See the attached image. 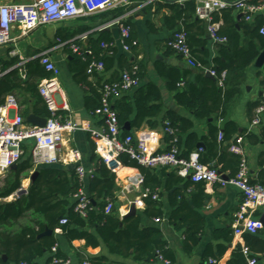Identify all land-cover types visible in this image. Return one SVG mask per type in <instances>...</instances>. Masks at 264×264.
Returning a JSON list of instances; mask_svg holds the SVG:
<instances>
[{
  "label": "trees",
  "instance_id": "trees-1",
  "mask_svg": "<svg viewBox=\"0 0 264 264\" xmlns=\"http://www.w3.org/2000/svg\"><path fill=\"white\" fill-rule=\"evenodd\" d=\"M168 9L170 14L163 17L165 27L172 31L185 29L188 34V43L196 61L205 67H211L210 63L212 62L218 78L222 73H225L226 76L222 86L219 85L218 78L207 79L204 76L202 81L208 86L200 88L196 85H189L185 90H179L178 85L182 82V76L178 71L166 70L159 65L160 74L169 81V88L176 91L177 103L186 110L193 112L197 119H207L216 114L217 120H224L227 117L230 104L241 93L247 68L253 64L264 49V36L260 33L264 22L257 18L253 22H245L242 19L237 23L233 14V10L236 8L222 10L224 25L220 26L218 34L226 37L227 43L216 44L218 45L217 55L212 61H208L209 56L207 54L203 58L196 56L195 44L191 40L188 23L195 19L196 1H187L183 6L169 4ZM247 15L249 14L247 13L245 16ZM219 16V13L215 14L216 21H218ZM196 21L203 23L200 20ZM125 24L131 31L127 44L131 46V52H133L139 46L135 25L130 21ZM87 30L86 27L80 28L79 31L71 27H62L56 31L55 36L59 43H68L78 34ZM242 33L246 36L244 42L242 41ZM105 35H100L98 39H91L87 47L92 52L87 53L85 50L83 57L79 58L85 64L86 73L90 77L99 75L98 73L92 75L88 73V67L92 60L102 61L105 64V70L110 69L117 60L120 65L124 62L122 65L124 71H131L137 66L140 75L142 64L139 61H130L124 54H119L121 49L118 47L109 49L102 47V44L115 42L110 34ZM73 44L83 45L78 40L73 41ZM17 62L18 60L14 58L3 63V70H9ZM25 75V78H22L17 68L0 79V105L4 103L7 95L19 92L21 96L27 97L28 102L29 99L33 100L34 113L42 118H49L51 113L46 100L39 93V85L43 79L50 77V73L45 70L40 59L37 58L26 64ZM120 78L114 81H118ZM102 84L103 82H99L94 85L99 103L93 108V114L100 106ZM157 101H159L157 87L148 84L137 89L134 105L118 101L115 105L113 104V109L117 112L120 124L123 125L130 120L135 107L136 114L135 119L132 120L133 127L140 128L147 120L149 126L154 129L158 126L155 118L159 117L162 110L161 104L155 103ZM257 107V105H250V110L252 111ZM28 113L29 110L27 109L22 116H27ZM59 114L63 115L62 111ZM168 121L178 135L177 145L180 151L181 148L183 149L181 155L188 157L192 151L197 149L199 144V139L194 133H190L185 143L183 141V136L192 130L193 123L175 114H171ZM237 130V126L231 121H228L223 128L210 125L209 135L204 139V152L201 156V162L207 165L213 164L219 172L228 178L236 176L242 161L239 154L230 151L231 145L235 143L233 136ZM220 131L224 134L221 142L218 140ZM244 135H247L249 141L254 137V135L246 132L239 136ZM167 139L169 143L172 137L168 136ZM183 143L184 148L182 147ZM121 159L127 166L137 168L140 171L144 178L143 188L151 192L148 195L149 198L146 199V208L143 213H138L132 217H120L117 176L103 164L97 167L95 177L90 179L87 185L88 196L91 199V210L87 217H82L75 211L76 200L74 196L83 186L79 182L75 169L42 166L36 170L37 175L31 181L27 192L23 194H19V191L23 189V181L28 176L33 177V175H29L32 168L31 162L27 160L19 164L17 169H11L5 179L0 182V264H39L38 260L46 254H50L52 248L60 243V237L69 244L77 240H85L86 246L93 248L102 244L113 254L123 253L124 250L129 253L132 251V257L136 261H158L162 257L170 263L173 262L174 253L170 250L161 230L157 227L143 225L144 217L159 219L164 217L163 205L158 199L152 198L155 191L162 186L157 170L141 166L127 156H122ZM166 169L164 168L162 171L165 174ZM263 173L264 171L257 182L264 186ZM184 181L186 180L173 172L169 175L164 187L170 194V205L173 208L170 222L179 230L187 226L184 248L187 252H192L199 245V236L203 231L204 219L186 201L183 192L188 188L190 180L184 188H180V183ZM196 184L203 186V188L206 186L204 183ZM199 197L204 199V189L200 191ZM10 198L11 200H9ZM109 202L113 204V209L111 213L107 214L105 210ZM63 219L68 220L67 224L61 225ZM48 229L53 234L42 236ZM59 229L61 235L56 233ZM258 235L246 234L244 236L246 246L251 249L254 257H256V249L253 245L258 241ZM232 238L233 234L229 240ZM259 248L260 251H264V244L262 243ZM57 256L67 259V256L60 249ZM49 261H51V257L46 263ZM91 263L110 264L104 257L94 258ZM245 263V255L241 246H238L228 264Z\"/></svg>",
  "mask_w": 264,
  "mask_h": 264
},
{
  "label": "crops",
  "instance_id": "crops-1",
  "mask_svg": "<svg viewBox=\"0 0 264 264\" xmlns=\"http://www.w3.org/2000/svg\"><path fill=\"white\" fill-rule=\"evenodd\" d=\"M1 2H7L6 0H0ZM190 0H133V5L128 8L127 11L133 13L128 17L126 22H131L135 25V31L138 36L139 46L138 48L129 53H125L119 50V54H124L130 61H139L142 64L140 78V86L125 92L123 96L114 101L113 104L121 101V103H135V94L138 88L153 84L157 87L159 92V101L155 102L161 104L162 110L159 117L155 118L158 126L152 129L148 121L146 120L140 128H134L132 120L135 119L136 108L134 107V113L130 117V120L121 126V136L133 135L135 138H147L149 133L154 131L158 132L160 136L159 144L155 146L158 151H165L169 148L167 135L163 131V123L168 120L171 114H175L181 118H184L193 123L191 131L187 132L183 136L184 143L187 141L190 133H194L199 144L204 145V139L209 135L210 125H217L219 128H223L228 121L234 122L237 126V133L233 136V142L242 133H250L254 137L249 141L247 135H244L243 149L248 159L250 174L253 180L258 181L264 171V115L259 126L250 129V125L255 118V110H250V105L260 106L264 104V61L258 63V58L249 66L245 72V81L241 88L240 95L230 104L228 108L227 117L223 120H217L216 114L207 119H197L195 114L184 107L180 106L176 101V91L169 88V81L166 77L160 74L158 66L166 70L178 71L182 76V82L178 85L179 90H185L189 85H196L200 88L205 85L202 81L205 76L207 79H215L209 73L189 67L185 61L177 55L174 51L170 50L167 46V41L172 36V30H168L163 21L164 15H169L170 10L168 5H184ZM227 2L243 1L250 5L259 6L260 8L251 13L252 20L246 19V13L244 11L235 9L233 14L236 17L237 23L242 19L245 22H253L257 18H260L264 22V1L263 0H222ZM124 14L123 10L108 11L105 13L93 15L90 17L77 19L70 22H65L58 25H53L55 34L46 39L40 34L46 30V27L40 28L29 37L19 38L16 40V44H11L8 47L0 48V79L13 69H19L22 78H25V66L26 64L45 51H48L52 60L60 68L59 81L61 84V94L58 96L59 105L63 113L64 119L79 123L85 127L93 129H100L104 126L101 117L93 114V108L98 105L99 98L95 91V83L104 81H114L121 77L124 68L116 60L114 65L110 69H106L99 75L90 77L85 70V64L79 59L82 56L74 53L69 45L62 46L56 39V31L62 27H71L79 31L80 28L86 27L87 31L78 34L74 39L70 41L78 40L83 45H77L88 53L92 52L88 46L91 39H98L100 35L110 34L115 41L120 38V31L117 25L111 26L110 24L118 17ZM218 23L220 26L224 25V18L221 12ZM116 15V16H115ZM242 15L241 18L239 16ZM107 16V17H106ZM195 19L191 20L189 25L191 40L195 44L194 49L198 58L205 57V54L209 56L208 61H212L217 55L218 45L211 40L206 23L197 22ZM125 22V23H126ZM51 27V26H48ZM52 28V27H51ZM264 28V26H263ZM261 33V32H260ZM242 41L244 42L245 34L242 33ZM19 33H14L15 37H18ZM105 35V36H106ZM264 36V34L261 33ZM15 50L17 55L11 56V52ZM264 50V49H263ZM261 51V53L263 52ZM260 53V54H261ZM260 56V55H259ZM258 56V57H259ZM16 58L18 60L15 66L9 70H3V63L8 62ZM111 65V63H110ZM212 66L213 63L211 62ZM209 74V76H208ZM9 95H14L17 98L19 109L17 111L11 110L10 114H21L28 109L29 113L24 116L26 121L29 115H35L39 118V115L34 113L33 100H27V97H23L19 92H14ZM7 95V96H9ZM6 96V97H7ZM29 97V95H27ZM5 97V99H6ZM4 99V101H5ZM67 105L69 111L62 110L63 105ZM28 123V122H27ZM126 124L130 125V128H124ZM129 133V134H127ZM66 145L63 147L65 153L70 148H75L82 154V163L87 169L95 168L100 165L99 159L95 154V141L90 132L85 130H77L73 133H67ZM184 143L182 147L184 148ZM197 145V148H198ZM32 142H28L25 146V154L21 163L30 160L31 162ZM183 149L181 148V153ZM125 156V155H123ZM28 157V159H25ZM20 163V164H21ZM125 164V163H124ZM19 166V165H18ZM45 166H58L63 168L75 169L76 166L73 163L64 164L58 163L55 165ZM121 171L119 176L116 177V184L119 187L117 192V198L119 203V210L129 212L131 204L135 205L134 201H137L135 205L137 213H143L146 208V199L148 196H143L142 189H131L130 192L122 194L123 187L128 184L129 178H134L140 171L137 168L127 166ZM42 167V166H40ZM36 168L32 173V168L29 175L32 176L36 173ZM162 182V186L155 191L158 194V200L163 205L164 217L156 222L155 219L159 218H143V225L146 227H157L163 233L164 239L168 242L170 250L174 253V260L170 264H204L209 258H216L219 260V264H228L233 256L235 249L246 244L244 235L240 244L235 239L233 233V225L235 222L237 211L242 203L241 192L232 186L222 187L218 184L212 186H203L189 181V186L184 190V197L192 207L203 217L204 227L199 236V245L196 246L192 252L185 250L186 230L187 226L181 230L170 222V216L173 213V208L170 205L169 192L165 189V185L169 178V175L175 172L171 168L166 169V174L162 171L164 168H155ZM264 174V173H263ZM8 175V174H7ZM6 175V176H7ZM5 179V178H4ZM4 179H1L3 181ZM184 179V178H183ZM90 178H86L81 183L88 194L87 185ZM180 183L179 187L184 188L188 183V179ZM25 181V182H24ZM23 181V187L28 188L31 183V177L28 176ZM80 182V181H79ZM204 189V199L199 197L200 191ZM11 200V198L9 199ZM157 200V199H156ZM141 201V203H139ZM264 213H257V216H263ZM58 235H61V230L56 231ZM232 240L229 238L232 236ZM258 241L254 243L256 249V257L259 264H264V251H260L261 244H264V230L259 233ZM59 249L71 260V264H83L85 261L92 262L94 258L104 257L107 263L112 264H166L163 261H136L132 257V251L129 253L126 250L123 253H111L104 245L97 248L87 247L85 240H77L72 244H69L66 240L60 237ZM58 249V251H59ZM50 254H46L44 257L38 260L39 264H46Z\"/></svg>",
  "mask_w": 264,
  "mask_h": 264
},
{
  "label": "built area",
  "instance_id": "built-area-1",
  "mask_svg": "<svg viewBox=\"0 0 264 264\" xmlns=\"http://www.w3.org/2000/svg\"><path fill=\"white\" fill-rule=\"evenodd\" d=\"M196 1V19L206 23L208 34L215 44L227 43V38L220 36L218 30L220 24L215 20V14L229 8H236L244 11L246 19L252 20L251 13L257 11L260 7L247 4L243 1L227 2L222 0H195ZM264 1V0H263ZM133 5V0H31L27 3L22 2H1L0 1V48L16 44L19 38L29 37L34 32L43 27L62 24L90 17L93 15L105 13L108 11L123 10L124 14L114 20L110 25H117L120 31L118 41L110 44H102L104 48L118 47L123 52L129 53L131 46L127 44L130 37V28L125 22L133 13L127 11ZM18 32V37L14 36ZM261 33L264 34V28ZM62 46L68 45L72 51L83 57L84 51L81 47L73 43H60ZM168 47L179 55L185 63L194 69L209 73L212 77L218 78L217 72L211 67L201 65L193 56L192 48L188 43V34L185 29L176 30L168 40ZM112 54V51H110ZM15 50L11 56H16ZM38 58L45 70L50 73V77L45 78L39 85V93L46 100L51 116L47 118L43 127L34 126L27 123L24 116L17 113L13 116L11 110L17 111L19 104L14 95L6 97L3 104L0 105V180L4 179L14 165H19L25 154V146L32 142L31 165L32 173L40 166L55 165L58 163H73L76 168L80 183L86 178H94L96 169H87L82 163V154L78 149L70 148L65 156L62 155L66 145V134L77 130L90 132L95 141V154L99 158L100 164L105 165L109 170L119 176L122 170L126 168L122 161V156H127L130 160L139 165L149 168H171L177 175L192 183H204L206 186L220 185L222 187L232 186L237 188L242 194V203L237 211L233 225V233L238 243H242L245 234L256 235L264 230L262 216L257 213H264V186L253 180L250 174V167L247 156L243 149L244 137L238 136L235 143L231 145L230 151L239 154L242 158L238 172L235 177L224 179V174L214 167L213 164H204L201 162V156L204 152L203 147L192 151L188 157H183L177 145L178 135L171 126L170 121L163 123V131L167 136H171L169 148L165 151H158L155 146L159 144L160 136L158 132H150L147 138H135L133 135L121 136V126L118 120L117 112L113 109V102L120 99L125 92L140 86L139 69L123 71L120 80L104 81L100 89V106L96 109L94 115L104 120V126L100 129L85 127L79 123L64 119L59 114L61 111L58 96L62 88L59 81L60 68L52 60L48 51L42 52ZM105 71V64L102 61L92 60L88 67V73H102ZM226 74L218 78L219 85H223ZM62 110L69 111L67 105L62 106ZM264 115V104L258 106L255 110V118L250 125V129L259 126ZM224 138L222 131L218 134V140L221 142ZM144 178L138 173L134 178L128 179V184L123 187L122 194L128 193L131 189H142ZM143 196H148L151 192L143 188ZM27 192L23 187L19 194ZM158 194L152 195L153 199H158ZM76 200L75 211L82 217H87L91 210V199L84 187L80 188L74 196ZM135 205L137 201H134ZM141 203V201H139ZM131 205L133 203H130ZM113 204L109 202L106 207V213H111ZM127 211L119 210L120 217L127 215ZM159 222L160 219H155ZM68 220L63 219L61 225L67 224ZM58 231V230H57ZM246 258L245 264H259L258 259L252 255V251L246 244L240 245ZM59 244H56L51 252V261L46 264H71L70 259H63L57 256ZM160 261L170 264L169 261L160 257ZM28 264V263H22ZM83 264H92L85 261ZM204 264H219L216 258H209Z\"/></svg>",
  "mask_w": 264,
  "mask_h": 264
},
{
  "label": "water",
  "instance_id": "water-1",
  "mask_svg": "<svg viewBox=\"0 0 264 264\" xmlns=\"http://www.w3.org/2000/svg\"><path fill=\"white\" fill-rule=\"evenodd\" d=\"M241 17H242V15L239 16V18H241ZM263 61H264V50H263V52L260 54V56L258 57V63H261V62H263ZM208 76H209V74H208ZM46 121H47L46 118H39V117H37V116H35V115H29V116L27 117V122H28L29 124H31V125H34V126L43 127V126H45ZM124 128L129 129V128H130V125H129V124H126ZM199 147H203V145L200 144V145H198V148H199ZM17 168H18V165H14V166L12 167V170H15V169H17ZM36 175H37V173H34V174H33V177L31 178V180H33V178H34ZM224 179L227 180L228 177H227V176H224ZM136 213H137V209H136L135 205L132 204L131 207H130L129 212L127 213V215H126L125 217H132V216H135ZM261 221L264 223V215L261 217ZM52 234H53V232H52L51 230L48 229V230H46L45 233L42 234V236H47V235H52ZM3 258L6 259V257H3Z\"/></svg>",
  "mask_w": 264,
  "mask_h": 264
},
{
  "label": "rangeland",
  "instance_id": "rangeland-1",
  "mask_svg": "<svg viewBox=\"0 0 264 264\" xmlns=\"http://www.w3.org/2000/svg\"><path fill=\"white\" fill-rule=\"evenodd\" d=\"M7 2H11V1H13V2H22V3H27V2H30L31 0H6ZM159 1H163V0H159ZM52 27V28H51ZM51 27H46L47 29L46 30H44V31H42V33L40 34L42 37H44V38H46V39H49V38H51L54 34H55V30H54V28H56L57 29V27H53V26H51ZM53 34V35H52ZM25 159H28V157H25ZM0 182H2L1 180H0ZM25 182V181H24Z\"/></svg>",
  "mask_w": 264,
  "mask_h": 264
}]
</instances>
